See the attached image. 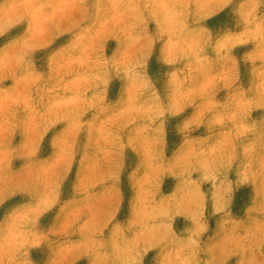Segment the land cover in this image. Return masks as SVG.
<instances>
[{
	"label": "clouds",
	"instance_id": "clouds-1",
	"mask_svg": "<svg viewBox=\"0 0 264 264\" xmlns=\"http://www.w3.org/2000/svg\"><path fill=\"white\" fill-rule=\"evenodd\" d=\"M0 264H264V0H0Z\"/></svg>",
	"mask_w": 264,
	"mask_h": 264
}]
</instances>
